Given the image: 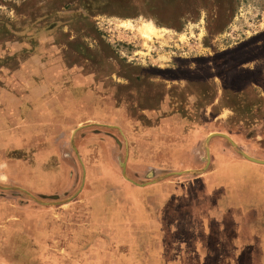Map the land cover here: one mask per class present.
Wrapping results in <instances>:
<instances>
[{"label": "rangeland", "instance_id": "374dc122", "mask_svg": "<svg viewBox=\"0 0 264 264\" xmlns=\"http://www.w3.org/2000/svg\"><path fill=\"white\" fill-rule=\"evenodd\" d=\"M172 101L190 103L204 126L194 155L200 163L189 159L187 168L160 170V176L201 171L165 177L175 183L172 188L174 181L209 173L202 146L209 134L231 135L241 151L250 152L246 155L264 157V0H0V139L18 138L4 153L0 148V200L9 194L26 204L24 192L29 193L4 180V162L33 169L39 163L41 170L64 176L54 190L60 200L50 212L36 214L33 207L0 217V264H35L39 257L45 264H99L101 252L102 264H108L116 247L114 213L83 201L103 164L98 153L103 137L116 148L128 146L129 131L158 125ZM28 134L42 140L31 141ZM213 158L217 165L219 156ZM148 171L135 185L160 177L159 170ZM188 186L187 199L192 194L194 201L195 186ZM250 220L253 233L244 249L225 254L230 264H264V221ZM39 222L63 232L86 227V233L76 234L77 245L55 233L40 242L42 250L14 252L13 234L32 231L28 224ZM31 231L28 238L36 241ZM20 239L19 250L30 243L26 236ZM82 239L112 245L86 250ZM214 256L208 253L207 263Z\"/></svg>", "mask_w": 264, "mask_h": 264}, {"label": "crops", "instance_id": "0c3cea01", "mask_svg": "<svg viewBox=\"0 0 264 264\" xmlns=\"http://www.w3.org/2000/svg\"><path fill=\"white\" fill-rule=\"evenodd\" d=\"M191 106L190 103L183 102L168 103L167 109L170 114L160 115V123L153 127L155 130L148 128L144 131L145 128L142 127L129 131L128 146L116 148L103 137V150L98 151L103 157V164L99 163L96 167L99 170L95 174L98 179L94 184L90 183V191L83 195V201L99 203L105 211L114 213L116 224L113 239L116 240V247L110 249L115 251V254L114 258H109L108 255L106 259L108 264H210L207 263L208 253L215 255L213 264H230V259H226L230 258V255L225 254H229L231 250L244 249L248 236L253 233L251 230L253 223L250 219L257 217L264 221V212L261 210L264 208V165L244 160L220 137H212L209 141L210 171L203 177L174 181L177 182L176 188H172L175 183L172 184L167 178L150 184L135 185L134 182H138L144 170L148 169L147 174L155 175L156 170L187 168L189 159L200 163L198 157L194 155L198 154L197 139L203 137L204 126L201 125V116L193 112ZM217 115L220 113L214 114ZM26 137L31 140L30 134ZM8 138L5 137L7 141L0 139L3 153L7 147L12 148L17 143L14 140L18 138ZM229 138L234 140L231 135ZM33 140L42 139L35 137ZM42 143L44 144V141ZM43 150L46 149L41 151ZM243 151L246 154L250 153L246 149ZM119 154L122 156L117 157ZM214 154L219 156L217 165L213 163ZM38 157L41 159L43 153ZM251 157L264 161L262 156ZM120 158L123 160L127 181L123 179L119 166L114 162L117 159L119 165ZM2 165L5 168L4 180L22 186L29 192V196L24 194L25 199L22 201L26 204H19L17 198L5 194L4 197L10 199L0 200V206L4 207V210L0 209V217L10 216L18 211L29 212L33 207L37 208L36 214H45L50 212L49 208L56 207L60 199H57L54 190L55 186L63 181V175L55 176L54 170L45 172L41 170L42 166L39 163L34 169L21 162L16 165L4 162ZM236 168L239 170L236 176L220 174V170L226 172ZM157 174L160 176L161 171ZM188 184H191L192 188L195 186L194 201H191L192 194L189 196L190 201L187 199L190 186ZM174 191L177 193H173ZM173 202L179 203V208L172 209ZM237 216L240 217L238 220ZM31 225L28 224L27 227L33 228L32 231H23L22 235L14 233L10 239L14 252H20L22 256L25 249L42 250L44 247L40 242L49 234L65 233L66 242L77 245L79 239L76 234L86 233V227L80 229L78 227V231L77 227H72L71 230L68 228L63 232L62 228L57 231L54 225L53 228L52 225L44 227L40 222L34 227ZM29 231L35 235L36 241L29 240ZM105 232L108 233V230ZM25 236L30 243L19 250L20 238ZM82 241L86 250H97L99 247L101 250L105 249L107 244L112 245L107 239L102 243L95 242V245L91 241L86 242L84 239ZM78 246L81 247L79 244ZM78 246L73 248L78 250L80 248ZM102 254L101 252V255L96 256L99 258V264H102ZM88 256L89 254L84 253L82 257L86 259ZM67 258V261L72 259ZM13 259H9V262ZM40 263L45 264L44 259L39 257L35 264ZM71 264L81 263L77 261Z\"/></svg>", "mask_w": 264, "mask_h": 264}, {"label": "water", "instance_id": "95a60500", "mask_svg": "<svg viewBox=\"0 0 264 264\" xmlns=\"http://www.w3.org/2000/svg\"><path fill=\"white\" fill-rule=\"evenodd\" d=\"M212 137H220L222 139H224L227 143H229L230 147L235 151V153L240 156L241 158H243L244 160L246 161H249V162H252V163H255V164H260V165H264V161L262 160H258V159H255V158H252V157H249L248 155H246L243 151H241L230 139L229 137H227L226 135L224 134H221V133H212V134H209L207 135L204 140H203V149L205 151V155H206V164L209 162V159H208V141L210 138ZM122 165V170H121V175L123 177L124 180L127 181L125 175H124V171H123V163H120V166ZM201 171H198V170H186V171H182V172H177V173H171L173 175H181V174H186V173H191V174H196V173H200ZM171 174H167V175H164V176H160L158 178H156L155 180H153L152 182L150 183H154L156 182L157 180L159 179H164L165 177L171 175ZM148 183V184H150ZM1 189V187H0ZM25 195H28L29 194L27 192H24ZM33 199V198H32ZM35 202L37 203H40L42 204L41 202L33 199ZM57 204V203H56Z\"/></svg>", "mask_w": 264, "mask_h": 264}]
</instances>
